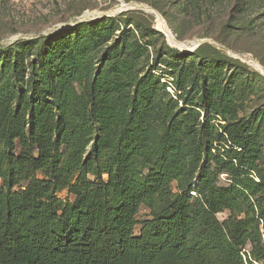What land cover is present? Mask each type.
Instances as JSON below:
<instances>
[{"label": "trees", "instance_id": "16d2710c", "mask_svg": "<svg viewBox=\"0 0 264 264\" xmlns=\"http://www.w3.org/2000/svg\"><path fill=\"white\" fill-rule=\"evenodd\" d=\"M99 19L101 27L91 24L96 46L114 35L111 20ZM138 50L136 40L109 44L87 90L77 88L88 76L87 47L61 50L42 85L31 84L40 76L32 61L28 87L14 90V79L6 91L0 83V264H264L259 142L245 119L222 133L212 125L209 114L221 113L214 83L199 98L204 120L172 121L163 99L135 75ZM154 106L159 144L124 143L147 127ZM180 122L198 127L197 140L187 139L202 154L192 167L179 157ZM62 189L71 201L57 196ZM141 206L150 217L139 222Z\"/></svg>", "mask_w": 264, "mask_h": 264}, {"label": "rangeland", "instance_id": "374dc122", "mask_svg": "<svg viewBox=\"0 0 264 264\" xmlns=\"http://www.w3.org/2000/svg\"><path fill=\"white\" fill-rule=\"evenodd\" d=\"M99 18L111 20L114 35L96 46L91 41L95 32L91 24L101 21ZM95 26L101 27L99 22ZM149 29L159 34H148ZM168 31L174 40L185 43L183 48L171 41ZM121 40L140 44L135 75L163 99L174 114L172 121L190 115L194 124L204 120L199 98L208 95L205 88L214 83L217 89L213 102L221 113L209 114L212 125L222 133L223 126L245 119V132L259 142L260 165L264 167V0H0V83L6 91L14 85V79H18L14 90L21 84L28 87L32 61L40 76L32 77L31 84L42 85L61 50L87 47L92 57L88 76L77 86L78 90H87L106 47ZM17 59L18 64L14 63ZM162 59L175 68L166 66ZM196 64L201 65L200 77L194 73ZM179 68L183 69L180 73ZM159 112L154 106L147 127L133 132L124 143L158 145ZM179 125L183 131L179 157L192 167L202 154L195 152L187 139L192 143L197 140L198 127L183 122ZM228 182L224 173L219 175L220 185ZM196 183L194 175L193 185ZM57 196L72 200L66 189L59 190ZM227 215V210L217 213L219 220ZM149 217L148 209L141 206L138 221ZM140 227H134L135 235ZM261 232L264 244V229ZM243 248L249 253V245ZM248 264L261 263L251 259Z\"/></svg>", "mask_w": 264, "mask_h": 264}, {"label": "bare ground", "instance_id": "6f19581e", "mask_svg": "<svg viewBox=\"0 0 264 264\" xmlns=\"http://www.w3.org/2000/svg\"><path fill=\"white\" fill-rule=\"evenodd\" d=\"M127 7V6H126ZM157 19H158V23L161 25V27L162 28H164V24H163V20L158 16L157 17ZM168 33H169V31H168ZM168 37L171 39V41H173L174 42V44L177 46V47H179V48H183L184 47V44L183 43H181V42H178V41H176V40H174L173 39V37H172V35L169 33L168 34ZM260 66V65H259ZM264 74V73H263Z\"/></svg>", "mask_w": 264, "mask_h": 264}, {"label": "built area", "instance_id": "2783aa9c", "mask_svg": "<svg viewBox=\"0 0 264 264\" xmlns=\"http://www.w3.org/2000/svg\"><path fill=\"white\" fill-rule=\"evenodd\" d=\"M241 252H242V255H243L244 258H245V256H244L243 253H247V254H249L248 251H246V249H244V248H242Z\"/></svg>", "mask_w": 264, "mask_h": 264}]
</instances>
